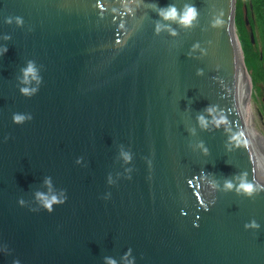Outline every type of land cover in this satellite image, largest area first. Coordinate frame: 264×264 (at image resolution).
Masks as SVG:
<instances>
[{"label": "water", "instance_id": "95a60500", "mask_svg": "<svg viewBox=\"0 0 264 264\" xmlns=\"http://www.w3.org/2000/svg\"><path fill=\"white\" fill-rule=\"evenodd\" d=\"M238 1L192 0L199 26H176L172 37L155 33L160 18L148 5L184 0H143L117 20L111 8L120 0H0V46L8 49L0 56V264H124L129 249L135 264H264V193L249 199L199 186L202 170L221 185L244 171L264 175V116L239 38ZM212 11L223 14L222 27H208ZM8 16L24 24H5ZM121 20L126 35L118 34ZM194 41L206 57L187 55ZM28 60L43 78L31 98L18 79ZM211 104L245 133L248 148L229 151L223 128L200 129L196 116ZM13 112L33 119L15 124ZM125 168L131 180L106 183ZM46 177L68 200L33 212ZM200 196L216 203L205 210ZM253 218L260 229L246 230Z\"/></svg>", "mask_w": 264, "mask_h": 264}, {"label": "clouds", "instance_id": "9594fccd", "mask_svg": "<svg viewBox=\"0 0 264 264\" xmlns=\"http://www.w3.org/2000/svg\"><path fill=\"white\" fill-rule=\"evenodd\" d=\"M143 0H120L121 8L113 7L111 8V12L113 14V19L117 20L120 17L127 15H134L137 8H139L142 4ZM99 0H97L94 5L97 7ZM148 7L155 10L157 16L160 18L155 22L154 31L156 34H159L161 31H167L170 36L177 37L179 36V31L176 26L182 29H195L199 26L200 21V9L197 7L192 0H184L182 5H177L175 3L160 5L158 3H150ZM106 11V7L100 11V14ZM13 19L15 23L19 26L24 24V20L21 16H8L4 18L5 24L13 23ZM175 25V26H174ZM223 26V14L216 15L213 11L211 13V17L208 21V27L210 28H218ZM118 34L120 32H124L125 35V22L123 20L118 24ZM207 29H202V31H206ZM4 40L10 39V35L5 34L2 37ZM117 44H122L124 41L117 40ZM210 43V42H209ZM8 51L6 46H0V56H3ZM187 55L193 59H201L208 55V48L205 47L200 41H194L190 46ZM219 71V69H217ZM21 76L18 78L20 81V93L28 98L35 96L40 91V85L43 82V78L40 75V70L36 65L35 61L28 60L27 64L20 69ZM197 76L204 75L203 68H197L196 70ZM220 83L223 84V80L221 78H217ZM253 80V79H252ZM225 91L229 94L233 93V89L225 87ZM236 107V111H237ZM33 119V115L31 112H13L12 113V121L15 124L21 125L26 123L27 121H31ZM196 122L200 129L209 130L210 128L220 129L223 128L224 131L228 134V150L231 151L233 148H248L249 142L246 139H242L245 136V133L240 130V128H235L233 126V122L229 119L228 113L219 105L211 104L205 107L204 111L199 113L196 116ZM195 133V129L191 130ZM5 140L8 139L7 136L4 137ZM204 155H208L209 149L201 141L198 145ZM120 158L124 161L125 164H131L133 159V153L131 150L126 149L123 145L120 147L119 151ZM75 163L77 165L83 164V157H77ZM148 166L152 168V160H147ZM132 168H125L124 173H117L116 177L113 176L111 172L107 174L106 183L108 185H116L119 179L126 178L131 180L133 175ZM45 185L48 187L47 192L37 191L35 193V200L37 202V207H29V209L33 212H37L40 210L47 211L48 213H52L55 210V207L58 205H63L68 200V195L65 190H61L59 194L55 193L52 190V180L51 177H46L44 180ZM188 183L191 185L192 181L188 180ZM207 183L208 187L221 191V192H235L239 196L247 197L249 199L264 193V175L256 176L253 175L249 178V173L247 171L241 172L239 175H235L231 179H225L223 184L218 183L214 178H210V173H206L203 170L199 175V186L203 187ZM111 192H105L102 196L104 200L111 199ZM199 203L205 210H208L209 206L216 203V197H212L210 200H205L203 196L198 197ZM18 204L21 207L26 206V201L23 198L18 199ZM182 214L184 210L182 209ZM194 226H198L194 222ZM261 225L258 221L253 218L247 221L244 224V228L246 230H259ZM106 264H118L117 260L112 257H105ZM124 264H135V259L131 257V249L125 253L122 258ZM13 264H21L19 259L13 261Z\"/></svg>", "mask_w": 264, "mask_h": 264}, {"label": "trees", "instance_id": "16d2710c", "mask_svg": "<svg viewBox=\"0 0 264 264\" xmlns=\"http://www.w3.org/2000/svg\"><path fill=\"white\" fill-rule=\"evenodd\" d=\"M237 28L244 54L254 56L260 72L256 85L264 91V87L258 85L264 82V0L238 1Z\"/></svg>", "mask_w": 264, "mask_h": 264}, {"label": "rangeland", "instance_id": "374dc122", "mask_svg": "<svg viewBox=\"0 0 264 264\" xmlns=\"http://www.w3.org/2000/svg\"><path fill=\"white\" fill-rule=\"evenodd\" d=\"M248 54L245 55V58H246V62H247V66H248V69H249V73H250V76L251 78L253 79V86H254V90H255V93H256V96H257V99H258V102H259V105H260V108L262 110V113H263V116H264V91L261 90L257 85V77L259 76V70L256 68L255 66V60H254V56L253 55H250L249 57ZM260 86L264 87V82L260 81L259 84Z\"/></svg>", "mask_w": 264, "mask_h": 264}, {"label": "flooded vegetation", "instance_id": "af4514ba", "mask_svg": "<svg viewBox=\"0 0 264 264\" xmlns=\"http://www.w3.org/2000/svg\"><path fill=\"white\" fill-rule=\"evenodd\" d=\"M263 161H264V159H263Z\"/></svg>", "mask_w": 264, "mask_h": 264}]
</instances>
